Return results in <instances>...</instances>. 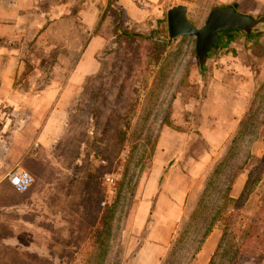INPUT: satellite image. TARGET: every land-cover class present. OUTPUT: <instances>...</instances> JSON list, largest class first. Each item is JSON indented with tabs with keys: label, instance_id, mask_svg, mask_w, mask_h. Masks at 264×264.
<instances>
[{
	"label": "rangeland",
	"instance_id": "374dc122",
	"mask_svg": "<svg viewBox=\"0 0 264 264\" xmlns=\"http://www.w3.org/2000/svg\"><path fill=\"white\" fill-rule=\"evenodd\" d=\"M28 1L22 38L32 47L21 52L20 59L27 62L25 73L56 76L59 85L75 74L72 88L63 95L70 111L68 121L76 135L89 133L90 152L103 160L102 222L92 228L90 243L75 264H117L120 253L123 263L128 260L151 225L150 218L145 224L138 221L140 205L149 202L152 207L160 186L179 183L187 187L183 208L192 205V210L188 219L180 217V226L177 222L179 233L166 264L186 263L201 233L193 223L185 230L186 223L209 175L250 114L237 154L243 161L250 153L237 176L242 179L241 188L248 170L264 156V23L261 32L251 37L239 30L220 33L219 47L210 49L199 65L194 36L168 41L165 7L160 16L145 11L146 17L134 19L116 0ZM168 4L172 5L171 0ZM187 5V18L197 28L213 7H223L214 6L212 0H190ZM52 6L56 12L49 15ZM258 6L248 3L239 9L257 18L264 15ZM40 28L42 33L36 34ZM0 33L4 41L7 31ZM224 66L228 75H222L230 78L221 85L216 73ZM225 95L235 97L233 103L242 113L238 127L228 135L208 129L220 108L216 97ZM261 190L262 184L257 183L240 203L241 216L234 233L230 230L235 240L238 228L259 206ZM222 245L211 264H225L232 256L231 251L222 250L227 245ZM234 259V264H264V256L257 254ZM0 264L7 263L0 260Z\"/></svg>",
	"mask_w": 264,
	"mask_h": 264
},
{
	"label": "crops",
	"instance_id": "0c3cea01",
	"mask_svg": "<svg viewBox=\"0 0 264 264\" xmlns=\"http://www.w3.org/2000/svg\"><path fill=\"white\" fill-rule=\"evenodd\" d=\"M168 1L115 2L128 17L138 19L147 16L145 11L160 16L164 7L167 11L172 5H187L190 0H171L172 5H167ZM212 1L214 6H232L243 14L246 11L239 7L248 3L256 2L264 10V0ZM25 2L29 3L0 0V30L7 31V37L0 41V260L7 264H75V259L82 257L90 243L92 230L102 222L99 206L105 204L103 160L90 152L89 133L76 135L68 121L70 111L63 95L72 88L75 74L66 84L59 85L56 76L25 73L27 62L20 59L21 52H26L27 46L32 47L22 38L27 14ZM52 9L49 15L56 12L53 6ZM56 16H50L49 21ZM15 31H19V36L12 35ZM40 33L41 28L36 30V34ZM38 39L37 35L34 43ZM233 64L241 65L234 61ZM226 66L216 73L221 85L230 78L225 80L222 75H228ZM219 98L220 108L208 129L213 127L228 135L238 127L242 113H238L233 103L235 97H216ZM12 169L31 173L33 183L28 190L19 192L9 183L7 173ZM241 183L242 179L237 177L232 185L233 196L240 192ZM186 192L187 187L182 183L162 185L152 207L149 202L140 205L138 221L145 224L151 220L147 237L124 263L120 253L117 264L169 262L180 217L188 219L192 210V205L183 210ZM220 238L221 229L216 225L184 264H211ZM61 259L65 262H60Z\"/></svg>",
	"mask_w": 264,
	"mask_h": 264
},
{
	"label": "trees",
	"instance_id": "16d2710c",
	"mask_svg": "<svg viewBox=\"0 0 264 264\" xmlns=\"http://www.w3.org/2000/svg\"><path fill=\"white\" fill-rule=\"evenodd\" d=\"M244 34L246 37L253 35V33ZM131 35L137 36L135 33ZM162 45L166 46L167 44L166 42H162ZM250 119L251 114L240 124L226 153L209 175L199 201L185 226L186 230L193 223L195 224V228L201 231L197 240V246L194 249L195 252L212 229L216 225H220L223 233L216 250L218 251V249L222 248V244H224L227 246L226 249L223 248L222 250L232 252V256L225 264H234L236 255L251 253L264 256V156L258 159L257 163L248 170L246 180L238 195L233 196L231 194L232 185L236 177L250 158L249 151L246 153L243 161H239L237 158L238 149L241 148L239 143H241L242 137L246 133V124L249 123ZM257 183L262 184L259 206L254 214L248 217V221L238 228L240 234L235 240L234 236L231 237L230 230H233L234 233L236 220L241 216L240 210L242 205L240 203L255 189ZM228 239L229 241L226 243L225 241Z\"/></svg>",
	"mask_w": 264,
	"mask_h": 264
},
{
	"label": "water",
	"instance_id": "95a60500",
	"mask_svg": "<svg viewBox=\"0 0 264 264\" xmlns=\"http://www.w3.org/2000/svg\"><path fill=\"white\" fill-rule=\"evenodd\" d=\"M166 22L169 42L180 36H194L195 54L201 65L210 49L217 45L220 33L231 30L246 34L260 33L264 15L253 18L236 11L232 6H218L209 11L203 26L197 28L187 18V5L177 3L167 8Z\"/></svg>",
	"mask_w": 264,
	"mask_h": 264
},
{
	"label": "built area",
	"instance_id": "2783aa9c",
	"mask_svg": "<svg viewBox=\"0 0 264 264\" xmlns=\"http://www.w3.org/2000/svg\"><path fill=\"white\" fill-rule=\"evenodd\" d=\"M7 180L19 192L29 189L33 183V176L24 169H12L7 173Z\"/></svg>",
	"mask_w": 264,
	"mask_h": 264
}]
</instances>
